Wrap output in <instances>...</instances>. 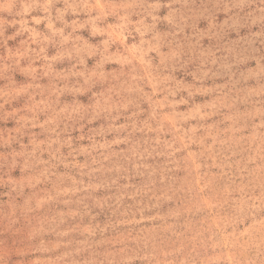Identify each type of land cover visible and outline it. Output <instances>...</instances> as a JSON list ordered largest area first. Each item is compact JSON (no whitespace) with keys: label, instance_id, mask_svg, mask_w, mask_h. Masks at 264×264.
<instances>
[{"label":"rangeland","instance_id":"374dc122","mask_svg":"<svg viewBox=\"0 0 264 264\" xmlns=\"http://www.w3.org/2000/svg\"><path fill=\"white\" fill-rule=\"evenodd\" d=\"M0 264H264V0H0Z\"/></svg>","mask_w":264,"mask_h":264}]
</instances>
